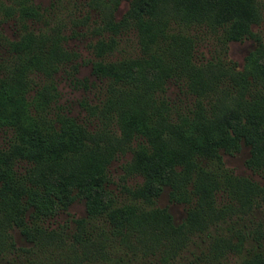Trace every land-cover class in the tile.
<instances>
[{"label": "trees", "instance_id": "1", "mask_svg": "<svg viewBox=\"0 0 264 264\" xmlns=\"http://www.w3.org/2000/svg\"><path fill=\"white\" fill-rule=\"evenodd\" d=\"M260 1L131 0L119 19H115L113 14L117 0L107 10L108 13L101 9V24L105 30L117 35L132 28L137 36L138 55L108 61L100 59L93 63V71L98 76L123 84L116 89L128 96L129 108L124 110L121 107L118 112L120 120L123 121L124 112L125 117L131 115V119L128 122L125 119L119 142L109 137V142L102 146L96 140L98 137L94 139L74 117L65 115L53 133L55 143L40 153L21 151L19 157L31 159L34 164L25 176L29 185L26 182L15 185L11 169L10 172L5 170V176L0 175V179L8 181L0 185V254H11L14 258L25 256L31 259L29 264H173L181 257L189 256L192 257L191 264H230L228 255L239 253L248 232L235 230L230 235H207L209 240L199 252L191 249L190 245L194 242L193 235L201 237L206 227L225 217L226 211L249 213L257 195L264 196V189L257 181L232 173L224 165L219 152L221 148L228 152L237 150L243 140L250 145L249 167L264 172V41L258 40L240 68L226 54L229 41L253 35L251 26L261 18ZM21 2L29 4L20 9V15L40 17L38 5L31 0ZM189 24L204 26L217 34L220 46L214 56L200 62L193 61L196 38L180 29V26ZM26 34L15 44H20L22 50L36 52L25 58L16 69L17 73H13L15 77L0 80V83L8 82L9 103L20 112H24L26 107L24 94L28 87L24 86V75L28 70L39 69L36 60L46 65L54 63L53 56H69V52L60 45L59 34L55 37L28 33V40ZM107 45L98 40L94 46L98 56L103 57L104 52L114 47ZM167 54H174L175 60H167ZM169 79L182 84L190 94H196V107L189 108V117L174 128L178 133L170 134L166 148L159 149L163 157L160 163L168 162V166L162 169L151 163L152 160L144 155L143 144L139 145L143 153L135 151L140 157L136 161L140 171L147 175L146 171L153 166L151 179L155 187L148 194L138 189L130 192L143 201H149L152 206L144 208L125 203L112 207L114 201L98 176L103 173L107 159L121 148L122 138L127 143L135 133L145 135L154 153L158 141L152 139V135L158 126L168 131L172 129L169 119L160 114ZM193 84L203 91L195 90ZM202 99L207 108L198 102ZM218 103L221 105L215 109L214 104ZM229 105H232L230 110ZM149 106H155L156 113ZM217 123H222L223 130L215 128ZM125 124L127 130L124 129ZM163 149L171 155H164ZM195 154L201 155L203 165L198 167L199 164L193 160ZM81 163L85 164L82 166ZM79 164L82 168H78ZM178 165L183 167L176 171ZM189 179L195 182L191 191L197 197L195 203H191V196L183 184ZM164 185L171 187L172 199L182 197L189 200L186 218L178 223L166 207L153 206L154 198ZM229 194L236 201L234 204L224 201L230 209H223L224 204L218 205V195L227 197ZM77 196L86 199L88 216L103 215L107 226L86 227L84 217L74 218L77 228L65 248L66 235L56 229H47L38 221L59 210H66ZM28 209L31 210L30 217L26 220ZM13 228H17L32 246L19 245L12 233ZM255 231L261 234L259 229ZM51 244L62 248L53 258L34 251L36 246L45 249ZM35 252L38 255L33 259ZM238 264H264V253L256 251L242 257Z\"/></svg>", "mask_w": 264, "mask_h": 264}, {"label": "rangeland", "instance_id": "2", "mask_svg": "<svg viewBox=\"0 0 264 264\" xmlns=\"http://www.w3.org/2000/svg\"><path fill=\"white\" fill-rule=\"evenodd\" d=\"M117 1V7L113 9L115 19L123 16L131 0ZM31 2L39 6L40 17L25 18L20 15V9L29 2L0 0V80H8L10 76L15 77L16 75L13 73H17L15 72L16 69L20 67L25 58L27 59L29 55L31 56L36 52L22 50L19 48L20 44H15V41L26 33H43L55 37L59 34L60 45L62 44L61 46L69 52V56L65 58H62L64 55L59 58L53 56L54 63L50 62L46 65L40 64V61L36 60L35 64L39 69H31L32 71L26 72L24 75L26 84L24 86L28 88L24 94V102L26 103L24 112H20L9 103L10 87L8 82L0 83V175L5 176V170L9 172L10 169L13 170L15 185L24 182L29 185L25 176L30 173L31 167L34 166L31 159L19 157L21 151L40 153L50 144L55 143L56 139L53 133L65 115L74 117L77 123L85 128V132L92 135L94 139L95 136L98 137L99 139L96 140L102 146L109 142V137H113L116 142L121 140L122 125L125 119L127 122L131 119V115L125 117L124 112L122 121L118 109L123 107L124 110H127L129 108L127 103L130 100L128 96L124 93L121 94L119 89H116L121 88L120 86L123 84H116L111 78L98 76L93 71V63L100 59L103 61L117 60L139 54L134 29L128 28L116 35L105 30L101 24L103 23L101 22L102 10L107 12L115 0H31ZM260 3L261 18L259 22L253 23L251 26L253 35L246 36L242 40L229 41L227 44V58L234 61L237 68L242 67L245 56L255 47L258 40L264 41V0H261ZM173 27L177 28L176 25ZM180 29L189 32L196 38V60L193 59L194 62H200L215 55L220 45L214 31L196 24L180 26ZM27 34L26 40L30 38V35L27 36ZM98 40H103L109 46H114L109 51L104 52L103 57L98 56L96 49H94ZM173 52L175 53V51ZM169 59L175 60L174 54H167V60ZM53 64L55 65L53 66ZM127 71L131 73L130 68ZM222 85L224 86V84ZM192 87L195 90L203 91L200 86L195 84ZM195 95L194 92L191 94L187 92L182 84H177L173 79L168 80L163 95L164 102H161L160 114L169 119L172 132L170 129L168 131V129L158 126L152 135V139L158 141V148L154 150V153L145 135L135 133L127 143L122 138L124 143L120 144L121 148H117L113 156L109 160L107 159L103 173L98 176L114 201L112 207H118L125 203L142 205L144 208L152 206L149 201H143L130 192V190L136 191L138 189L142 193L148 194L155 187V182L151 179V177L153 178V166L146 171L147 178L146 173L138 169L136 161L140 157L135 154V151L142 152L139 145L143 144L144 155L149 157L150 161L152 160L151 163L157 164L162 169L163 166H168V162L160 163L163 157L159 154V149L166 148L169 135L178 133L177 129H174L176 124L189 117V108L196 107ZM156 99L159 103V98ZM198 102L207 108L205 100L202 99ZM220 105L221 103L214 104V108L217 109ZM154 107L149 106L153 112H155ZM231 108L232 105H229L228 109ZM134 119H136V113L132 117L133 121ZM215 128L223 130L222 123H217ZM124 129L127 130L126 124ZM230 151L232 152L225 151L223 148L219 149L224 165L238 176H248V178L257 181L264 189V172L251 169L248 165L251 154L250 145L241 140L239 149ZM163 154L168 155V150L163 149ZM170 155L171 152L168 156ZM140 156L143 157L142 154ZM193 160L199 164L198 167L204 163L201 155L198 154L193 156ZM84 164L81 163L82 166ZM81 165L79 164L78 168H82ZM182 167L178 165L176 171ZM4 181L6 184L8 183L6 179ZM4 181L0 179V185ZM194 183L192 179L183 181L187 194L191 196V203H195L197 199L191 192L194 189ZM205 184H202V187ZM170 191L171 187L164 185L161 193L154 198L153 206L166 207L172 214L174 221L178 223L186 218L189 200L182 197L172 199ZM218 200L219 206L224 204L223 209H230L227 203L234 204L236 201L230 194L227 197L218 195ZM262 203H264V196L258 194L249 213L241 214L233 210L226 211L225 217L206 227L201 237L193 235L194 242L190 248L199 252L200 248L207 244L210 235H230L233 231L238 230L249 234L245 235L246 238L238 250L239 253L234 252L228 255L230 264H238L242 257H248L256 251L264 253V205ZM30 211L28 209L25 212L26 220L30 217ZM80 217L86 219V227L107 226L103 215L88 216L86 199L82 196L75 197L66 210L62 209L52 216L42 217L38 222L47 229L62 231L68 238L64 246L67 248L66 246L72 238L70 236L77 228V222L74 221V218ZM255 229H259L261 234L259 235ZM12 233L19 245L26 248L32 246V243L27 242L17 228H13ZM256 234L258 236H255ZM48 246L45 249L36 246L34 251L41 255H50V258H53L59 250H62L55 244ZM36 252L32 255L33 259L38 255ZM190 258L192 257H181L180 261L176 260L173 264H191ZM29 261L31 259L25 256L14 258L11 254H0V264H29Z\"/></svg>", "mask_w": 264, "mask_h": 264}]
</instances>
